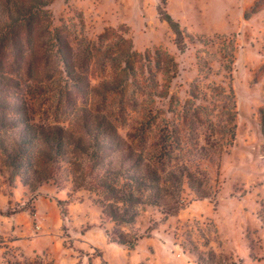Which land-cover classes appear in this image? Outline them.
I'll use <instances>...</instances> for the list:
<instances>
[{
	"label": "rangeland",
	"instance_id": "obj_1",
	"mask_svg": "<svg viewBox=\"0 0 264 264\" xmlns=\"http://www.w3.org/2000/svg\"><path fill=\"white\" fill-rule=\"evenodd\" d=\"M48 10L84 84L121 80L112 58L128 54L139 80L156 77L163 110L191 107L230 69L235 135L219 161L193 165L206 197L191 193L169 216L146 208L132 224L103 217L98 191H32L0 173V264H264V0H53ZM118 228L142 234L133 249L109 241Z\"/></svg>",
	"mask_w": 264,
	"mask_h": 264
},
{
	"label": "trees",
	"instance_id": "obj_2",
	"mask_svg": "<svg viewBox=\"0 0 264 264\" xmlns=\"http://www.w3.org/2000/svg\"><path fill=\"white\" fill-rule=\"evenodd\" d=\"M52 1L0 0V173L32 191L49 183L98 191L103 217L118 224L149 207L173 215L191 193L206 197L193 165L219 161L232 144V71L214 73L220 82L191 107L164 110L156 77L139 80L128 54L112 58L121 80L107 73L84 84L52 27ZM163 19L183 44L178 23ZM141 237L118 228L108 238L133 249Z\"/></svg>",
	"mask_w": 264,
	"mask_h": 264
}]
</instances>
